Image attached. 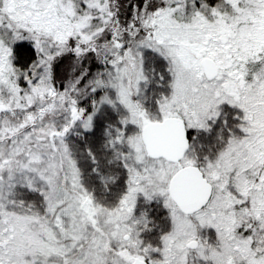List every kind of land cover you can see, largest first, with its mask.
Returning a JSON list of instances; mask_svg holds the SVG:
<instances>
[{"label": "snow or ice", "instance_id": "1", "mask_svg": "<svg viewBox=\"0 0 264 264\" xmlns=\"http://www.w3.org/2000/svg\"><path fill=\"white\" fill-rule=\"evenodd\" d=\"M0 264H264V0H0Z\"/></svg>", "mask_w": 264, "mask_h": 264}, {"label": "rangeland", "instance_id": "2", "mask_svg": "<svg viewBox=\"0 0 264 264\" xmlns=\"http://www.w3.org/2000/svg\"><path fill=\"white\" fill-rule=\"evenodd\" d=\"M65 65H67V63H65ZM63 69H64V66L61 65V71H63Z\"/></svg>", "mask_w": 264, "mask_h": 264}, {"label": "trees", "instance_id": "3", "mask_svg": "<svg viewBox=\"0 0 264 264\" xmlns=\"http://www.w3.org/2000/svg\"><path fill=\"white\" fill-rule=\"evenodd\" d=\"M65 63H68V61L66 60L62 66L66 67Z\"/></svg>", "mask_w": 264, "mask_h": 264}]
</instances>
